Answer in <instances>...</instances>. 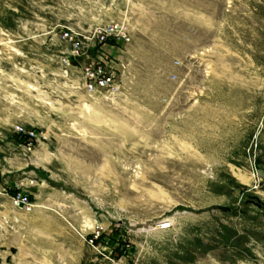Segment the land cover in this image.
<instances>
[{
	"label": "rangeland",
	"instance_id": "1",
	"mask_svg": "<svg viewBox=\"0 0 264 264\" xmlns=\"http://www.w3.org/2000/svg\"><path fill=\"white\" fill-rule=\"evenodd\" d=\"M0 172V264H264V0H0Z\"/></svg>",
	"mask_w": 264,
	"mask_h": 264
},
{
	"label": "built area",
	"instance_id": "2",
	"mask_svg": "<svg viewBox=\"0 0 264 264\" xmlns=\"http://www.w3.org/2000/svg\"><path fill=\"white\" fill-rule=\"evenodd\" d=\"M61 39L66 42L69 41L73 45L72 52L79 56L84 48L83 41L85 40L86 42L93 41L94 46L107 42L108 40L115 42H127L129 40L128 27L121 21L105 23L95 28L89 36L82 34H75L72 36L70 30L66 29L62 33ZM101 63L102 62L100 61L92 60L85 67H83V88L87 93L94 94L97 92H104L110 94L117 91V85L112 80L111 75L105 71L104 66ZM15 130L19 138H23L26 142L23 150L29 151L31 149L32 142L35 140V134L31 131H26L19 126H16ZM25 201L27 200L20 196L12 197V203L16 206L22 205Z\"/></svg>",
	"mask_w": 264,
	"mask_h": 264
},
{
	"label": "bare ground",
	"instance_id": "3",
	"mask_svg": "<svg viewBox=\"0 0 264 264\" xmlns=\"http://www.w3.org/2000/svg\"><path fill=\"white\" fill-rule=\"evenodd\" d=\"M209 70V69H208ZM32 87H30V89H31ZM39 94V96H41V97H43L44 95L42 94V93H38ZM46 101V100H45ZM47 104L48 105H50L51 107H53V108H58L59 106H61V105H64V104H62L60 101H53V100H51V99H49V98H47ZM58 106V107H57ZM97 118V117H96ZM100 118V117H99ZM99 118H97V119H99ZM124 130V129H123ZM123 130H121V133H123L124 131ZM127 134V133H126ZM235 175L238 177V179L242 182V183H244V184H246V185H250L251 184V181H252V179H250V178H248L247 176H245V175H243V174H241L239 171H237V172H235ZM248 175V174H247Z\"/></svg>",
	"mask_w": 264,
	"mask_h": 264
},
{
	"label": "water",
	"instance_id": "4",
	"mask_svg": "<svg viewBox=\"0 0 264 264\" xmlns=\"http://www.w3.org/2000/svg\"><path fill=\"white\" fill-rule=\"evenodd\" d=\"M0 182H1V172H0Z\"/></svg>",
	"mask_w": 264,
	"mask_h": 264
}]
</instances>
